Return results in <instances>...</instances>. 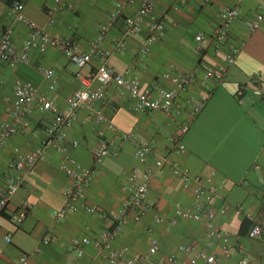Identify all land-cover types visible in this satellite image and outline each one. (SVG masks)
Returning a JSON list of instances; mask_svg holds the SVG:
<instances>
[{
  "label": "crops",
  "instance_id": "1",
  "mask_svg": "<svg viewBox=\"0 0 264 264\" xmlns=\"http://www.w3.org/2000/svg\"><path fill=\"white\" fill-rule=\"evenodd\" d=\"M19 1L27 17L53 35L73 38L80 49L89 51L94 40L104 29L102 48L111 49L122 36L125 24L122 18L113 20L112 12L120 0H62L73 7H60L57 0ZM141 0L125 9L133 14ZM264 0H155L149 19H163L164 34L152 42L149 52L142 53L149 35L144 25L142 30L128 38L123 52L108 57L98 55L84 68L68 61L63 52L49 48L45 52L30 50V62L8 63L0 59V125L11 122L10 111L15 99L17 80L32 82L60 109L66 110L74 91L83 86L78 73L89 77L99 64H107L118 72L131 68L144 85L171 87L166 73L194 72L196 78L189 89L181 94L201 98L209 93L203 109L192 116L190 108L171 116L161 111H135L127 93H120L111 85L107 100L98 102L94 108L78 111L72 126L65 129L70 139L79 141L70 154L86 167H96V174L88 185L86 201L100 209L90 213L78 206L64 217L56 211L67 203L66 192L72 179L61 169L62 154L50 148L47 158L40 161L33 172L27 175L25 184L13 195L6 212L0 214V264H16L21 252L31 255V264H109L105 251L95 245L105 228L115 223L113 215L129 196L126 189L127 173L135 166L145 165L134 156L135 146L130 142L118 144L116 155H107L95 162L93 150L99 146V130L105 124L97 123L95 112L103 109L121 131L133 132L149 140L160 156L168 162L154 173L146 203L148 211L139 221L128 222L113 240V245L125 252L128 258L148 254L151 239H159L158 252L135 264H180L197 257L195 264H203L200 253H212L218 264H264V233L251 237L254 224L264 230V20L260 28L252 31L248 20L258 12ZM239 7L240 17L233 22L227 39L212 36L221 21V12L226 8ZM49 10H53L51 22ZM112 22V24H110ZM10 28L12 40L22 48L30 29L19 22L9 11V0H0V35ZM200 33L202 41L196 39ZM234 47H239L236 61L228 68L221 80H203L204 73L221 63ZM53 72L55 89L50 88L52 79L41 68ZM253 79H257L254 83ZM96 86V82L92 83ZM243 89L242 96L238 95ZM26 118L29 125L14 133L0 150L1 184L11 175L9 161L15 156V148L30 152L40 147L45 140V129L53 120L50 111L35 103ZM190 123L183 140L185 152H177L172 141L180 126ZM107 136H112L106 130ZM178 162L188 167L192 174L212 176L218 186L214 200L216 207L225 206L224 214L218 213L215 223L228 232L233 240L234 251L230 256L221 254L220 247H210L206 221L180 217L177 204L190 207L194 201L192 188H185L183 179L171 170V163ZM25 206L28 212L21 222L13 215ZM163 218L158 221L156 216ZM172 221H175L172 223ZM11 235L12 242L5 237ZM51 235V242L43 239ZM90 238L80 255L70 248L73 237ZM180 245H192V251H181ZM175 255L178 262L167 258Z\"/></svg>",
  "mask_w": 264,
  "mask_h": 264
},
{
  "label": "built area",
  "instance_id": "2",
  "mask_svg": "<svg viewBox=\"0 0 264 264\" xmlns=\"http://www.w3.org/2000/svg\"><path fill=\"white\" fill-rule=\"evenodd\" d=\"M177 3L181 0H174ZM242 1V0H239ZM135 3V0H120L116 3L112 12V19L122 18L125 24L122 36L114 42L111 49H103L102 43L105 39L106 29L94 40L89 51L80 49L76 41L71 37L56 36L38 25V23L25 15L22 5L19 1H12L9 4V11L16 19L27 25L30 33L22 48H18L12 40V31L10 28L1 31L0 35V59L8 63L30 62V50L37 49L41 52L49 48H57L63 52L68 61L76 64L80 68L87 66L94 57L104 56L105 59L117 52H123L126 48L128 38L137 34L145 25L149 30V35L142 53L149 52L152 42L160 38L166 29L163 19H149L150 14L155 7V0H141L138 9L133 14H127L125 9ZM60 7H73L72 3H64L57 0ZM51 22L54 21L53 10H49ZM240 17V8H226L221 12V21L215 28L212 36L219 40H225L228 37L229 29L233 22ZM264 20V4L259 5L258 12L248 20V26L252 31L261 27ZM112 24V22L110 23ZM205 35L200 33L196 39L202 41ZM240 48L234 47L232 52L227 55L225 61L215 67L208 69L203 80L211 79L221 80L226 75L228 68L236 61ZM45 75L52 79L51 89H55V79L53 72L42 67ZM83 82V86L76 89L70 100L69 107L66 110L60 109L48 96L29 81L17 80L15 83V99L11 105L10 111L13 119L11 122L0 125V150L7 140L16 132L23 130L29 125L26 118L35 103H38L44 110L50 111L53 115L52 122L45 129V140L43 144L31 150L24 152L15 148V156L9 161L8 168L12 172L5 184H1L2 175L0 173V214L7 211L13 195L25 184L27 175L31 174L36 165L47 158V152L50 148L57 149L63 156L61 169L72 179V186L67 190L68 198L65 206L56 211L58 217H64L74 211L78 206L85 208L90 213H100L98 207L90 205L85 198L88 185L96 174V167H86L82 165L75 157L70 154L72 147H77L79 141L70 139L65 129L72 126L77 118L78 111L83 108H94L98 102H105L111 85H116L120 93H127L133 102L135 111H161L171 116H177L183 112L184 107L190 108L192 116H196L206 104L210 94L204 93L201 98L195 99L193 96L186 97L181 101V94L189 89L196 78L194 72L189 73H166L165 76L171 81V87L144 85L141 78L136 75L131 68L123 72L112 69L106 61L98 65L96 71L89 77L83 73H78ZM96 82L93 87L92 83ZM256 83L257 79H253ZM244 90L241 88L238 95L242 96ZM97 123L105 124V129L99 130L101 142L92 154L95 162H100L107 155H116L118 144L121 142H130L135 146L134 156L145 166H135L126 175V189L129 196L122 202L118 212L113 215L115 223L113 226L105 228L100 237L94 240L95 245L105 251L109 264H135L139 260H146L156 254L159 249V239L153 237L148 254L141 259L128 258L125 252L113 245L115 237L123 230L124 226L130 221H139L148 211L146 203L147 196L152 185L154 173L162 168L168 159L160 156L156 147L146 139L137 136L133 132L121 131L115 121L109 117L103 109H97L95 112ZM190 129V123L185 122L180 126L179 131L173 136L174 149L177 152H185L186 145L184 136ZM106 130H109L112 136H107ZM173 174L181 177L185 188H192L194 191V201L190 207L184 208L177 204V212L180 217L193 219L196 221H206L210 247H220L221 254L230 256L234 251V244L231 235L218 227L215 218L218 213L224 214L226 207H216L214 200L218 192V186L212 176L203 177L194 175L188 167H182L178 162L171 163ZM28 212L25 206L20 212L13 215V220L21 222ZM158 221L163 218L156 216ZM175 221H172L174 223ZM264 233L263 227L254 224L249 231L251 237H261ZM7 242H12L11 235L5 237ZM51 235H47L43 241L46 244L51 242ZM91 242L90 238L73 237L70 241V248L76 250L80 255L84 252V246ZM181 251H192V245H180ZM203 264H218V257L212 253H200ZM31 255L28 252H21L16 264H31ZM169 262H178L175 255L167 258ZM197 257H191L180 264H195ZM247 263V259L243 260Z\"/></svg>",
  "mask_w": 264,
  "mask_h": 264
},
{
  "label": "trees",
  "instance_id": "3",
  "mask_svg": "<svg viewBox=\"0 0 264 264\" xmlns=\"http://www.w3.org/2000/svg\"><path fill=\"white\" fill-rule=\"evenodd\" d=\"M12 1H14V0H9V4H10Z\"/></svg>",
  "mask_w": 264,
  "mask_h": 264
}]
</instances>
